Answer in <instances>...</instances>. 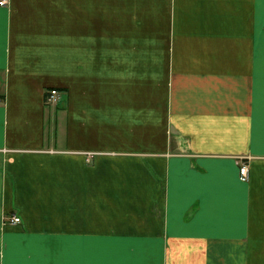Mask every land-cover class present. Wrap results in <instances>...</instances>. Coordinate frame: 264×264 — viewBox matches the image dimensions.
I'll return each mask as SVG.
<instances>
[{"label":"crops","instance_id":"obj_1","mask_svg":"<svg viewBox=\"0 0 264 264\" xmlns=\"http://www.w3.org/2000/svg\"><path fill=\"white\" fill-rule=\"evenodd\" d=\"M0 264H264V0L0 5Z\"/></svg>","mask_w":264,"mask_h":264},{"label":"built area","instance_id":"obj_2","mask_svg":"<svg viewBox=\"0 0 264 264\" xmlns=\"http://www.w3.org/2000/svg\"><path fill=\"white\" fill-rule=\"evenodd\" d=\"M7 0H0V5H6ZM58 93L56 89H50L47 94V100L50 102H55L57 100ZM239 177L241 180H246L248 178V168L246 164H241L239 167ZM9 221L16 223L20 221V217L16 214H12L9 217Z\"/></svg>","mask_w":264,"mask_h":264},{"label":"rangeland","instance_id":"obj_3","mask_svg":"<svg viewBox=\"0 0 264 264\" xmlns=\"http://www.w3.org/2000/svg\"><path fill=\"white\" fill-rule=\"evenodd\" d=\"M57 93H58V91H57ZM57 99H58V97H57ZM57 100H55V102H56Z\"/></svg>","mask_w":264,"mask_h":264}]
</instances>
